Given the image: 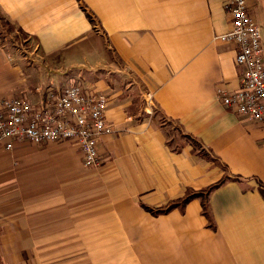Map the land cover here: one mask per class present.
Returning a JSON list of instances; mask_svg holds the SVG:
<instances>
[{"label": "crops", "instance_id": "0c3cea01", "mask_svg": "<svg viewBox=\"0 0 264 264\" xmlns=\"http://www.w3.org/2000/svg\"><path fill=\"white\" fill-rule=\"evenodd\" d=\"M226 2L0 0V97L43 105L79 82L111 128L92 168L68 141L0 143L3 264H264V125L216 97L245 70L217 39ZM245 2L264 54V0ZM224 177L210 218L198 198L152 212Z\"/></svg>", "mask_w": 264, "mask_h": 264}, {"label": "built area", "instance_id": "2783aa9c", "mask_svg": "<svg viewBox=\"0 0 264 264\" xmlns=\"http://www.w3.org/2000/svg\"><path fill=\"white\" fill-rule=\"evenodd\" d=\"M229 29L218 40L236 45L235 61L244 67L240 86L218 89L216 97L247 120L264 125V54L260 29L246 8L245 0H227ZM108 98L79 82L50 95L43 105L24 97H0V143L6 149L14 142L33 144L71 142L81 153L85 167H98V141L111 131L105 118Z\"/></svg>", "mask_w": 264, "mask_h": 264}, {"label": "trees", "instance_id": "16d2710c", "mask_svg": "<svg viewBox=\"0 0 264 264\" xmlns=\"http://www.w3.org/2000/svg\"><path fill=\"white\" fill-rule=\"evenodd\" d=\"M3 19V16L2 18ZM12 28L14 29L13 25H12ZM187 139H189L187 137ZM191 140V139H190ZM193 143V148L194 149H198L200 147V145H198L197 143H195L194 141H191ZM199 153L203 156H206V157H209L207 155V153H205V151L203 149H199ZM226 177H224L222 180H220L219 182H217L216 184L214 185H211L201 191H198V192H193V191H188L182 198L180 199H177V200H174L172 202H170L165 208L163 209H157V210H153L152 212L154 214H160V213H165L173 208H179L180 210H183L184 208V205L192 198H198L200 199V203H201V206H202V212L203 214L210 218L209 217V211H208V195L209 193L214 189L216 188L217 186H219L220 184H222L224 181H225ZM0 233H1V229H0ZM0 264H3V261L1 259V256H0Z\"/></svg>", "mask_w": 264, "mask_h": 264}, {"label": "rangeland", "instance_id": "374dc122", "mask_svg": "<svg viewBox=\"0 0 264 264\" xmlns=\"http://www.w3.org/2000/svg\"><path fill=\"white\" fill-rule=\"evenodd\" d=\"M1 18H2V15L0 14V39L7 38V39H10V41H13L14 39L12 37H14L13 35L14 29L12 28V25L8 23L4 18L3 19ZM10 36L12 37L10 38ZM23 45L24 44L20 43V46H23Z\"/></svg>", "mask_w": 264, "mask_h": 264}]
</instances>
